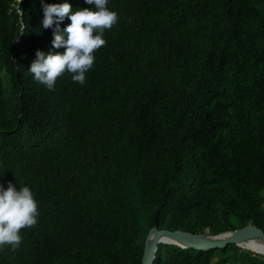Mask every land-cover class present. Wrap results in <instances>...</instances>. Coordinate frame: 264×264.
Returning <instances> with one entry per match:
<instances>
[{"label": "trees", "instance_id": "1", "mask_svg": "<svg viewBox=\"0 0 264 264\" xmlns=\"http://www.w3.org/2000/svg\"><path fill=\"white\" fill-rule=\"evenodd\" d=\"M108 7L119 19L86 83L65 73L49 90L27 71L37 49L63 51L40 0H0V184H28L39 208L0 264H141L154 226L264 232V0ZM153 264L264 256L160 244Z\"/></svg>", "mask_w": 264, "mask_h": 264}, {"label": "clouds", "instance_id": "2", "mask_svg": "<svg viewBox=\"0 0 264 264\" xmlns=\"http://www.w3.org/2000/svg\"><path fill=\"white\" fill-rule=\"evenodd\" d=\"M40 3L41 27L52 28L51 45L63 47V51L37 49L27 71L33 80L49 90L54 89L57 78L65 73L74 82L85 84L95 61V51L106 44L105 30L118 22V13L108 7V0H85L91 6L75 10L68 0L57 3L40 0ZM65 17L70 23L61 29L60 22ZM17 185L18 188L11 181L6 187L0 184V249L8 246L15 251L23 239L20 230L38 223V201L33 190L28 184Z\"/></svg>", "mask_w": 264, "mask_h": 264}, {"label": "water", "instance_id": "3", "mask_svg": "<svg viewBox=\"0 0 264 264\" xmlns=\"http://www.w3.org/2000/svg\"><path fill=\"white\" fill-rule=\"evenodd\" d=\"M252 237L259 238L264 246V232L251 224L231 232L212 236H208L207 234H192L178 230L169 231L158 229L157 226H154L146 236L141 264H153L160 244H175L182 248L195 250L223 249L230 244L241 248L240 244ZM260 255L264 256L263 254Z\"/></svg>", "mask_w": 264, "mask_h": 264}, {"label": "bare ground", "instance_id": "4", "mask_svg": "<svg viewBox=\"0 0 264 264\" xmlns=\"http://www.w3.org/2000/svg\"><path fill=\"white\" fill-rule=\"evenodd\" d=\"M240 245H241V248L243 249L250 250L254 253H260L264 255V246L261 243L260 239L257 237H252L250 239H247Z\"/></svg>", "mask_w": 264, "mask_h": 264}, {"label": "rangeland", "instance_id": "5", "mask_svg": "<svg viewBox=\"0 0 264 264\" xmlns=\"http://www.w3.org/2000/svg\"><path fill=\"white\" fill-rule=\"evenodd\" d=\"M243 249V248H242Z\"/></svg>", "mask_w": 264, "mask_h": 264}]
</instances>
